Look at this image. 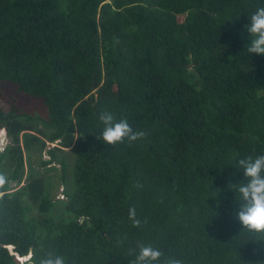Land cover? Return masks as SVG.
Masks as SVG:
<instances>
[{
    "label": "trees",
    "instance_id": "16d2710c",
    "mask_svg": "<svg viewBox=\"0 0 264 264\" xmlns=\"http://www.w3.org/2000/svg\"><path fill=\"white\" fill-rule=\"evenodd\" d=\"M260 7L0 0V89L38 104L0 108V264L49 252L65 264H132L141 244L162 252L153 264H264V234L235 215L246 182L237 162L264 155V56L247 52L246 31ZM105 110L146 138L103 142ZM43 152L62 187L56 202L54 179L31 166ZM57 208L67 217L54 219Z\"/></svg>",
    "mask_w": 264,
    "mask_h": 264
},
{
    "label": "clouds",
    "instance_id": "9594fccd",
    "mask_svg": "<svg viewBox=\"0 0 264 264\" xmlns=\"http://www.w3.org/2000/svg\"><path fill=\"white\" fill-rule=\"evenodd\" d=\"M246 31L252 37L251 42L247 45V52L264 56V7L258 8L251 15L249 24L246 25ZM99 121L103 125L99 139L109 145L122 144L125 140L136 142L146 138L147 135L143 130L134 129L126 116L117 119L112 111H102L99 114ZM6 138L1 136L0 144L4 143ZM236 166L242 170L246 181L238 187L243 203L239 211L235 213L236 218L250 232L264 234V155L239 159ZM3 183V178H0V185ZM129 219L133 222V226L140 225V221L136 218L135 208L129 209ZM139 249V254L132 264H153L163 255L161 251L150 245L141 244ZM30 257L31 255H28L27 259L23 257L21 260L24 261L21 262L29 260ZM40 264H65V259L49 252L46 258L40 260ZM168 264H180V262L173 259L169 260Z\"/></svg>",
    "mask_w": 264,
    "mask_h": 264
},
{
    "label": "rangeland",
    "instance_id": "374dc122",
    "mask_svg": "<svg viewBox=\"0 0 264 264\" xmlns=\"http://www.w3.org/2000/svg\"><path fill=\"white\" fill-rule=\"evenodd\" d=\"M1 86H3V84H1ZM6 88V89H4ZM3 89L5 90V92L1 91L0 89V108L4 111H8L10 106L12 104H16V106L18 107V109L24 110L27 109L28 111H31L32 113H36V109H37V103L36 101L32 100V99H28L25 100L23 99L22 96H17L13 94V89L9 88L8 86H4ZM15 99V100H14ZM16 101V103H15ZM3 140V139H2ZM8 142V139L6 138L4 141V144L6 145V143ZM22 144V143H21ZM47 145V144H46ZM55 145H48V147L46 146V149L52 148ZM23 156H25V153H23ZM46 161L48 160V156L46 155L45 152L42 153V157L41 159H39V157L34 154L33 156V161L31 162V166L33 168L34 173H36V175L38 177H52L54 179L53 183V187H52V197L53 200L56 202L57 198H59V194H62V187L59 186L56 182L58 176L56 175V173L54 171H46V168L48 170V168L50 166L42 167L40 165V161ZM58 167V166H56ZM27 170V169H26ZM11 186H14L13 184ZM31 207V211H30V215L32 216H39L38 212H37V208L36 205L32 204L30 205ZM51 215L54 217V219H60V218H66L67 216L65 215V213H63V211L59 208L57 209H53V211L51 212ZM24 261V260H22Z\"/></svg>",
    "mask_w": 264,
    "mask_h": 264
},
{
    "label": "built area",
    "instance_id": "2783aa9c",
    "mask_svg": "<svg viewBox=\"0 0 264 264\" xmlns=\"http://www.w3.org/2000/svg\"><path fill=\"white\" fill-rule=\"evenodd\" d=\"M4 145H5L4 143H1V144H0V151H3V149H4ZM59 196H60L59 199H64V197H63L62 194H59Z\"/></svg>",
    "mask_w": 264,
    "mask_h": 264
},
{
    "label": "water",
    "instance_id": "95a60500",
    "mask_svg": "<svg viewBox=\"0 0 264 264\" xmlns=\"http://www.w3.org/2000/svg\"><path fill=\"white\" fill-rule=\"evenodd\" d=\"M8 249L10 250V251H12V246H8ZM18 257V256H17Z\"/></svg>",
    "mask_w": 264,
    "mask_h": 264
},
{
    "label": "bare ground",
    "instance_id": "6f19581e",
    "mask_svg": "<svg viewBox=\"0 0 264 264\" xmlns=\"http://www.w3.org/2000/svg\"><path fill=\"white\" fill-rule=\"evenodd\" d=\"M28 256H26V258H27ZM26 260V259H25Z\"/></svg>",
    "mask_w": 264,
    "mask_h": 264
}]
</instances>
